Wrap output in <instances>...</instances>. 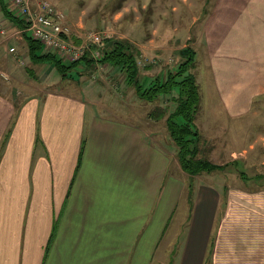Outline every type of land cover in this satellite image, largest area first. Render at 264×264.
Listing matches in <instances>:
<instances>
[{
  "label": "crops",
  "instance_id": "0c3cea01",
  "mask_svg": "<svg viewBox=\"0 0 264 264\" xmlns=\"http://www.w3.org/2000/svg\"><path fill=\"white\" fill-rule=\"evenodd\" d=\"M220 3L195 34L214 69L217 107L232 125L244 121V131L230 129L229 137L249 139L252 127L264 125V0ZM243 8L242 17L237 13ZM13 28L8 37L21 45L1 43L6 59L24 46L29 54L22 29ZM37 66L47 68L41 78L54 81L50 88L36 87L20 97L0 82V264H125V258L136 257V208H144L145 219L150 205L151 211H164L153 234L155 244L178 206L168 208L167 195L158 201L161 191L151 189L155 162L164 160L160 147L149 154L144 205L136 200V179L145 178L136 174V161L145 164L136 147L148 137L136 143L135 113L107 105L101 109L84 89L70 90V83L57 88L65 78L51 79V63ZM85 66L81 63L80 71ZM6 67L17 79L12 63ZM245 144L250 146L247 164L258 150L253 140ZM261 154L255 161L264 170V150ZM163 167L161 183L169 163ZM215 172L190 182L195 195L185 207L184 236L173 264H264V184L219 181L221 170ZM179 184L170 177L165 193Z\"/></svg>",
  "mask_w": 264,
  "mask_h": 264
},
{
  "label": "rangeland",
  "instance_id": "374dc122",
  "mask_svg": "<svg viewBox=\"0 0 264 264\" xmlns=\"http://www.w3.org/2000/svg\"><path fill=\"white\" fill-rule=\"evenodd\" d=\"M32 1V4L35 5L36 0ZM51 1L66 14V22L72 29L71 40L80 44L90 31H104L106 35L102 42H88L89 47L86 51L95 59L98 60L102 55L106 38L126 39L132 42L140 50L138 55L139 76L142 81L144 77H147L146 84H148L150 76H165L167 71L175 69L183 59L180 54L181 50L184 47L192 46L196 50V55L190 72L196 76L201 92V103L195 119V124L200 132V155L218 166L212 171L218 173L221 170V175L218 173L219 175L216 176L219 181L225 178L232 184L243 183L249 187L264 184V170L259 168V159L255 161L257 157H261L264 150V147H260L264 144V125L259 124L252 127V130L247 129L251 130L249 139L229 137L230 129L244 131V121H236L232 125V121H228L224 112L217 107L220 106V101L216 91L217 79L214 76V69L209 64L210 57H206L207 52L200 43V37H196L195 34L198 25L204 18H207L206 16L210 14L213 7L222 4L220 2L223 0H219V2L218 0ZM248 4L250 5V2ZM248 9L251 10V8ZM237 14L243 17L246 14V9L243 8V11ZM4 17L0 7V20L5 21L4 23L7 25V32L0 33V45L3 43L4 45L17 44L20 46V43L8 37L9 34L14 33L15 28L13 27L17 26L6 18L10 22L8 23ZM23 48H25L24 54H22ZM23 48H20L19 55H10L7 59L1 56L3 51L2 48L0 49V82L6 83L20 97H24L26 95L24 93L35 92L36 87L38 90L50 88L49 85L54 82L43 79L46 77L47 68H45L46 70L38 69L42 64L35 67L36 63H33L30 55L27 54L26 46ZM95 51H100L101 54L98 56ZM64 60L71 62V60ZM6 62L12 63L17 79H14L7 70ZM84 64L87 65V63ZM46 66L45 64L42 68ZM79 66L80 64L71 71V80L65 78L64 82L59 83L56 87L65 88L70 83L74 86V88L70 87V90L82 91L84 89L90 96L88 99L98 102L101 109L104 107L103 105H107L116 109L124 108L128 113H135L136 143L137 139H144L146 135L148 137L147 140L150 143L146 142L144 145L136 147V152H140L145 160L144 165L137 164L136 161V174L142 178L145 177L136 179V200H142V203L146 204L145 193L149 191L150 186L148 177H146L150 170L148 160L149 157L152 158L149 154L153 147L156 150L160 147L158 149L164 160L163 162L158 161L157 165L155 162L157 179H155L156 184H151V189L159 188L161 191L157 193L158 201L167 195L164 204L168 208L172 209L176 203L178 205L176 211H173L174 214L166 232L162 233V237L155 244L153 234L159 229L160 218L164 211L158 207L151 211L153 207L150 205L148 219H145L144 208L138 210L136 208V257L125 258V264H173L184 236L182 225L186 223V214H188L185 207L195 195L194 183L192 186L190 182H194V177L198 175H191L192 177L189 178L181 173L183 170L181 171L178 166V148L171 138L166 124V117L174 109L175 104L168 98L169 96H162L153 102L139 98L134 86L125 79L123 72L112 65L95 61L92 65L85 66L82 71L78 68ZM44 70L43 78H41ZM2 73L8 75L9 79H6ZM50 75L52 80L62 77L56 68H53ZM157 108H165L167 111L166 116L159 120L153 118L152 114ZM252 140L256 144L258 152L254 154V161L246 164L244 161L248 158L247 151L250 146L245 143ZM165 161L166 164L169 163V167L164 175L167 171L168 174L167 178H162L165 181L162 180L161 183L160 175ZM185 173L187 174L186 171ZM201 174L207 178L208 172L204 171ZM169 176L177 179L180 184L165 193L166 186L170 185Z\"/></svg>",
  "mask_w": 264,
  "mask_h": 264
},
{
  "label": "trees",
  "instance_id": "16d2710c",
  "mask_svg": "<svg viewBox=\"0 0 264 264\" xmlns=\"http://www.w3.org/2000/svg\"><path fill=\"white\" fill-rule=\"evenodd\" d=\"M5 17L17 27L24 29L26 24L9 9L7 0H0ZM27 41L30 59L36 63H51L63 78H72L71 71L82 62L89 65L98 61L112 65L123 72L125 79L134 86L139 98L153 102L162 96H169L175 107L166 117L167 129L178 148V161L181 168L190 175L210 172L218 166L200 155V132L195 124L196 114L201 103L200 86L196 76L190 72L194 64L196 50L192 46L184 47L180 54L183 58L179 65L167 71L166 75L144 77L140 79L138 55L140 50L126 39L106 38L102 55L95 59L86 51L80 58L66 62L52 51H45L41 42L29 33L23 32ZM79 68V67H78ZM166 110L157 108L152 114L159 120L166 116Z\"/></svg>",
  "mask_w": 264,
  "mask_h": 264
},
{
  "label": "built area",
  "instance_id": "2783aa9c",
  "mask_svg": "<svg viewBox=\"0 0 264 264\" xmlns=\"http://www.w3.org/2000/svg\"><path fill=\"white\" fill-rule=\"evenodd\" d=\"M9 9L14 15L22 19L26 27L23 32L29 33L44 46L45 50L52 51L66 60L80 58L89 47L90 43L102 42L106 35L104 31H90L85 39L79 44L71 40V26L66 22V14L59 9L51 0H7ZM5 21L0 20V33L7 32ZM15 48L11 47L10 51ZM100 55V51H95ZM6 79L8 75L2 73Z\"/></svg>",
  "mask_w": 264,
  "mask_h": 264
}]
</instances>
